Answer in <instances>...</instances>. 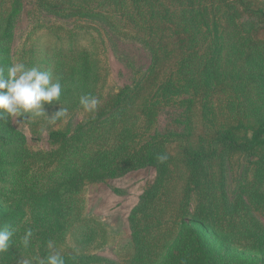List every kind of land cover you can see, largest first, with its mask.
Masks as SVG:
<instances>
[{"label":"rangeland","instance_id":"rangeland-1","mask_svg":"<svg viewBox=\"0 0 264 264\" xmlns=\"http://www.w3.org/2000/svg\"><path fill=\"white\" fill-rule=\"evenodd\" d=\"M250 1L264 8V0ZM13 8L18 14L11 19ZM166 14H170L168 20ZM212 14L213 7L207 0H181V4L176 0H47L41 4L37 0H0V68L6 74V68L21 61L49 71L53 82L59 77L60 101L45 104L44 111L50 116L60 108L67 109L66 115L51 125L44 117L20 123L15 118L0 120V227L14 230L12 246L0 254V264H17L21 255L46 256L51 251L47 248L49 240L54 242V250L64 256L65 264H161L176 238L172 224L176 215L186 220H203L215 247L219 242L229 243L245 254L247 264L264 263V249L256 238L259 232L264 233V209L260 208L264 198L256 203L242 191L249 182L253 191L264 195V176H254L252 180L259 152H228L220 160V171L217 166L207 167L204 161L206 176L216 179L221 173L222 182L196 186L188 180L187 168L177 156L174 143L168 149L171 158L165 161L162 171L157 165L145 166L102 181L89 180L85 175L73 196L66 195L65 213L57 222L37 205L38 192L58 189V167L68 160H77L71 143L52 141L50 133L68 132L67 138H76L84 147L97 142L106 129L105 119L120 115L119 110L106 108L96 119L98 108L107 96L143 79L152 63V49L160 50L156 63L162 64L166 73L183 54L190 57L189 66L208 60ZM195 20L201 21L202 26L197 28ZM236 20L242 25L241 30L230 23L233 28L228 29L229 34L222 33L220 39L225 43L214 70L219 78L239 72L241 44L257 23L254 16ZM7 21L9 29L4 33ZM163 23L166 29H158ZM174 23L188 24L186 32L192 38L185 37V47L178 48L171 39ZM159 39L160 48L155 44ZM81 52L88 55L87 77H83ZM5 58H9L7 63ZM177 78L178 73L174 83L179 85ZM260 93L250 88L241 95L245 101L241 110L249 114L247 120L252 123L264 117V97ZM84 94H92L99 101L92 113L79 105V97ZM189 95L190 90L181 88L172 96H145L147 104L156 108V115L151 121L130 124L128 133L132 131L133 136L128 141L145 144L165 135L176 139L190 127L194 134L191 141L198 144L197 138L213 132L217 120L214 124L203 121L198 107L188 104ZM235 99L238 107L240 98ZM217 114L215 110L212 118ZM57 151L59 155L54 158L52 153ZM53 158L54 163L44 169ZM148 192L150 197H156L149 206L152 211L146 215L160 210L162 217L152 222L141 217L142 230L137 241L130 218ZM238 197L244 202L246 213L237 225L218 227L225 220L220 216L224 202L231 204ZM28 228L33 237L25 250L21 238Z\"/></svg>","mask_w":264,"mask_h":264},{"label":"trees","instance_id":"trees-1","mask_svg":"<svg viewBox=\"0 0 264 264\" xmlns=\"http://www.w3.org/2000/svg\"><path fill=\"white\" fill-rule=\"evenodd\" d=\"M17 1L13 0V3ZM37 1L41 4L47 0ZM154 1L158 2L159 0ZM176 1L181 4V0ZM207 1L213 7L211 30L208 33L213 37L210 43L212 46L208 48L209 51L211 50L208 60L199 66H189L190 57L183 54L173 62L166 73L162 64L156 63L160 50L152 49V63L143 79L133 87L124 88L107 96L106 101L98 108L95 115L96 119L103 115L106 108L119 110L120 115L112 120L110 117L105 119L106 129L101 132L97 142L84 147L79 144V140L76 138H67L68 132L52 131L50 133L52 141L61 140L71 143L74 153L77 155H75L76 161L68 160L63 166L58 167L56 179L58 189L56 191L49 188L36 194L38 195V209L42 212L48 211V215L54 217L55 222L59 220L61 214L65 213L64 210L68 203L66 195L73 196L80 180L85 175L88 176L89 180L102 181L106 178H118L130 170L145 166L157 165L162 171L166 162L159 163L157 157L165 154L169 160L171 156H169L168 149L174 143L177 145L174 147L177 156L181 158L187 168L188 180L194 181L196 186L200 183L222 182L221 173L220 178L216 179H212L209 174L206 176L203 163L205 161L207 167L217 166L219 170L221 161L223 158L225 159L228 152H259L257 165L253 169L252 180H254V176L255 178L264 176V117H260L252 123L247 120L249 114H245L241 110L245 106V101L241 95L248 93L250 88L255 89L256 92H261L260 94L264 97V8L256 7L250 0ZM17 14L18 10L13 8L11 19ZM166 15L165 18L168 20L170 14ZM243 16H254L257 23L255 27L250 29L245 42L241 44V69L233 76L219 78L214 70L217 58H220L225 43V41L220 40L222 33L229 34L228 29L233 28L229 25L233 22L235 28L237 26L240 29L242 25L237 22L236 18ZM195 22L197 28L202 26L201 21L195 20ZM164 26V23L160 24L158 29H166ZM207 26L210 29L209 25ZM187 28H189L187 23L183 26L174 23L171 39L178 48L185 47V37L192 38V35L186 32ZM8 29L9 21L6 22L4 33ZM155 44L159 45L158 48H160V39ZM80 56L81 68L84 72L83 77H87L88 55L81 52ZM8 60L9 58H5L4 62L7 63ZM177 73L179 85L174 83ZM181 88L191 91L187 102L193 108L194 106L198 107V112L203 121L206 119L209 123L214 124L217 120L214 128L212 126L211 129L214 131L199 136L197 138L198 144L191 141L194 139V134L190 127L185 135L176 137V139H171L172 135H165L161 138H155L154 142L145 144H135L134 141H128L129 136H133L132 131L128 133L130 124L134 121H141L140 123L151 121V118L156 115V108L147 104L145 96L152 98L159 95L161 97L172 96L180 93ZM160 91H163L164 94ZM236 96L240 98L238 107H236ZM215 110H218V114L216 118H212ZM226 118L227 120L224 122ZM242 130L243 135H241ZM112 139L116 140L117 143H113ZM206 149H208L207 152ZM59 152H53L52 156L56 158ZM54 158L44 165V169L54 163ZM157 181L159 182L160 179ZM242 191L256 203L263 201L264 195L253 191L249 182L243 186ZM155 197L156 195L150 197V192H148L130 218L131 228L134 231L133 235L137 241L138 236H141V217L150 220V222L162 217L160 210H155L152 214L146 215L147 211H152L153 207L149 206L150 203H154ZM260 208L264 209V206ZM243 213L246 211L244 202L240 197L235 198L231 204L224 202L220 216L225 220L223 224L217 226L233 227L237 225ZM172 224L177 233L176 238L168 248L167 254L162 257L161 264H247L244 258L245 254L235 250L229 243L219 242L218 246L215 247L209 239L208 229L203 220H186L176 215ZM256 238L258 245L264 249V233L259 232Z\"/></svg>","mask_w":264,"mask_h":264},{"label":"clouds","instance_id":"clouds-1","mask_svg":"<svg viewBox=\"0 0 264 264\" xmlns=\"http://www.w3.org/2000/svg\"><path fill=\"white\" fill-rule=\"evenodd\" d=\"M62 85L58 77L55 82L47 70L29 67L18 61L7 68L6 74L0 68V120L15 118L16 123L24 120L44 117L47 124H55L65 116L66 108H60L52 115L44 111L45 104L60 101ZM79 105L85 112L92 113L98 106V99L92 94L79 97ZM159 163H164L168 157L161 154L157 157ZM14 230L7 226L0 227V254L7 253L12 246ZM33 231L28 228L21 238L23 249L30 246ZM47 248L51 251L46 256H19L17 264H65V258L54 250V242L49 240Z\"/></svg>","mask_w":264,"mask_h":264}]
</instances>
